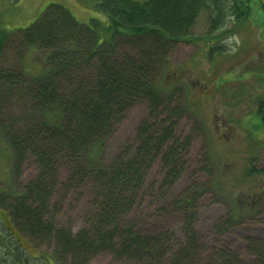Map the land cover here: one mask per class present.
Listing matches in <instances>:
<instances>
[{
	"label": "trees",
	"instance_id": "obj_1",
	"mask_svg": "<svg viewBox=\"0 0 264 264\" xmlns=\"http://www.w3.org/2000/svg\"><path fill=\"white\" fill-rule=\"evenodd\" d=\"M94 1L107 15L106 24L79 23L64 7L50 4L28 27L0 28V56L13 34L20 46L44 51L47 64L44 74L28 79L23 70L0 73V127L12 153L13 180L29 155L37 166L21 193L1 201L6 209H0V264H89L100 255L120 264H264L259 239L246 238L249 259L225 247L204 249L193 221L196 196L214 191L209 185L194 181L165 202L164 212L180 217L178 232L134 223L151 189L152 168L163 171L160 188L171 190L186 172L192 140L201 134L198 123L185 134L177 132L187 114L184 86L171 84L167 75L160 81L171 53L193 37L201 13L210 31L223 28L230 15L237 25L247 17L249 0ZM24 86L37 119H26L30 125L24 131L12 132L2 112L11 108L12 91ZM136 104L146 105L147 116L134 144L103 163L105 139ZM257 112L264 126V99ZM61 162L70 171L64 182L57 176ZM85 189L83 225L60 226L53 198L79 199ZM235 220L229 213L217 229L222 232ZM42 243L51 247L50 254L35 248Z\"/></svg>",
	"mask_w": 264,
	"mask_h": 264
},
{
	"label": "rangeland",
	"instance_id": "obj_2",
	"mask_svg": "<svg viewBox=\"0 0 264 264\" xmlns=\"http://www.w3.org/2000/svg\"><path fill=\"white\" fill-rule=\"evenodd\" d=\"M50 4L64 7L79 23L90 25L97 20L106 24L108 20L94 0H0V28L15 31L28 27ZM248 5L244 20L236 25L230 15L226 25L214 31L209 30L206 13H201L192 27L193 37L179 42L171 53L168 74L165 70L160 81L167 75L165 80L169 79L171 84L184 86L187 114L177 132L185 134L198 123L201 134L192 140L186 172L171 190L168 186L160 188L163 171L157 166L152 168L147 180L151 189L136 213L140 217L134 220L149 230L178 232L180 217L176 212H164L171 196L194 181L204 187L212 186L214 191L208 189L196 196L194 229L205 250L225 247L244 257H248L246 238L264 241V126L257 112L259 101L264 99V4L249 0ZM45 56L44 51L35 47L20 46L12 34L0 56V73L23 70L26 79L39 76L47 69ZM25 92L26 86L12 91L11 108L2 112L4 124L12 132L24 131L30 125L26 119H37ZM146 116L145 104L126 109L123 119L102 145L103 163H110L134 144L137 127ZM5 140L0 127V209H6L2 199L13 200L9 196L21 193L37 174V166L29 155L20 176L13 180L12 153ZM60 164L57 176L64 182L70 174L69 165ZM88 199L87 189L79 199L72 195L63 201L53 198L59 204L55 212L60 226L72 230L82 226ZM232 212L237 220L219 232L217 227ZM29 247L34 255L37 250L47 254L52 251L43 243L35 246L37 250ZM199 255L204 256L202 252ZM89 264L120 263L110 255H100Z\"/></svg>",
	"mask_w": 264,
	"mask_h": 264
}]
</instances>
